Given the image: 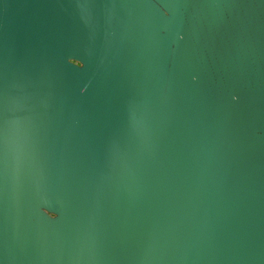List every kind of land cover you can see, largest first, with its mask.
<instances>
[{
  "label": "water",
  "instance_id": "water-1",
  "mask_svg": "<svg viewBox=\"0 0 264 264\" xmlns=\"http://www.w3.org/2000/svg\"><path fill=\"white\" fill-rule=\"evenodd\" d=\"M0 264H264V0H0Z\"/></svg>",
  "mask_w": 264,
  "mask_h": 264
}]
</instances>
